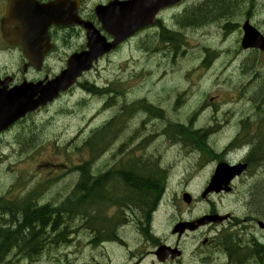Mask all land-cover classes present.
<instances>
[{
	"label": "rangeland",
	"instance_id": "obj_1",
	"mask_svg": "<svg viewBox=\"0 0 264 264\" xmlns=\"http://www.w3.org/2000/svg\"><path fill=\"white\" fill-rule=\"evenodd\" d=\"M107 1L87 0L84 13L91 15V9L96 3H107ZM201 1L181 3L176 8L166 9L160 15L165 25L182 30L185 34L188 42L186 52L178 57L174 56L170 52L172 50L170 45L163 46L159 42L160 27L147 29L126 41L121 49L103 59L81 80V83L86 80L107 87L113 100H109L108 95L104 98L97 94L86 95L79 85L56 103L48 106L46 110L33 118L23 120L0 137V197L5 196L9 200L18 202L32 197L36 204L45 203L55 208L67 198L74 197L76 186L81 182V174L76 166L84 161L88 160L87 169L98 177L106 170L124 166L123 159H127L130 163L134 157L143 159L155 157L162 166L170 164L172 166L169 169L168 187L154 215V233L162 238L170 237L175 220L181 217L193 219L211 210H218L221 213L232 212L237 217L238 224L234 228H242L241 221L247 216V212L254 215V209L251 213L249 211L251 205L248 206L251 180L249 179L247 186L242 182L237 183L236 192L231 195L213 193L208 198H203L201 193L213 175L216 163L212 160L217 154L211 152L205 155L184 144H174L164 134V129L170 125L175 127L176 123H181L180 121L191 120L198 127L203 124L219 127L223 124L222 121H228L225 119L226 113L232 114L231 112L236 111L237 115H241L242 109H245L244 100L242 99L241 103L232 102L230 96L233 91H227L224 84L231 83L236 85V88L237 85L242 87L247 79L252 83L247 92L249 99L252 98L254 103L250 104L260 106V110L264 112L262 82L264 55L253 51L238 55L241 36L239 28L232 26L228 30L224 29L227 21L240 23L248 9L254 5L253 20L255 25L264 31V0H225L226 5L231 3L232 8L235 9L232 16L219 13L201 23L197 21L189 23L182 19L186 13L201 4ZM216 17L217 19H214ZM184 24L187 27L179 28ZM84 42V35L80 32L73 33L70 42H63L59 38L61 57L51 68L55 70L62 63L64 65L66 52L82 46ZM207 48L210 51L217 50L216 55L211 56V52H206ZM240 54L243 56L242 59ZM207 57L210 59L209 68L202 66ZM252 62V69L245 71L243 67H249ZM234 68L236 70H233ZM254 92L258 97H255ZM238 97L240 96L236 94L235 100H238ZM140 99H145L146 101H143L146 105L164 109V112L150 117L146 110L138 107L130 118L123 121V130L118 131L116 137L114 135L109 139L110 145L103 152L104 154L92 161L90 150L86 146L87 139L111 118H116V114L123 113L124 105H133ZM107 103L110 104L105 106ZM257 115L260 114L256 113L255 117ZM155 117L159 118L155 119ZM118 120H114L111 125L118 127ZM258 120L257 117L255 122L250 121L253 130L257 129ZM225 129L212 133L207 142L209 143L211 139L224 147L236 136L242 137L239 132L247 131L233 122ZM209 145L213 148L210 143ZM123 148L127 150L123 152L124 154L121 153ZM243 155L244 152L239 151L231 154L237 159ZM259 166L252 170L250 177L258 173L257 178L262 180L264 160ZM196 173L199 177L193 178ZM255 188L251 200L256 201L260 206L264 205V186ZM186 191L194 198L190 204L183 200ZM14 194L17 196L14 197ZM104 211L108 219H116V221L127 219V223L123 222L126 225L116 232L115 237L122 238L128 246H119L118 240L100 247L88 245V241L92 240L94 235L86 229H81L82 220L77 219L75 221L77 227L72 223L75 233L69 235L72 241L62 243L58 249L54 247L45 251L42 249L32 258L14 255L13 257L10 254L2 264H124L127 260L128 248L141 242V240L137 241L139 236L135 221L138 211L133 208L118 217L114 214L113 207ZM2 215L0 212V216ZM67 221L71 222L70 219ZM221 228V226L206 227L202 233L212 237ZM251 230L257 231L253 235L264 243V231L257 227H251ZM244 232L248 234L249 230ZM192 237L193 234H190L182 244L186 248L195 250V245H190ZM190 254L183 259L182 264H200L198 258H207L206 264L228 262L226 254L214 245L200 249L199 254L193 252ZM141 264H152L151 258L144 259ZM252 264L258 263L253 261Z\"/></svg>",
	"mask_w": 264,
	"mask_h": 264
},
{
	"label": "flooded vegetation",
	"instance_id": "obj_2",
	"mask_svg": "<svg viewBox=\"0 0 264 264\" xmlns=\"http://www.w3.org/2000/svg\"><path fill=\"white\" fill-rule=\"evenodd\" d=\"M26 0H21V2H25ZM34 2L40 3V4H48L51 3L55 0H33ZM72 3H76L80 0H68ZM81 2V1H80ZM14 5H15V0H0V91L1 92H9L12 91L16 86L23 82H30V83H37L40 81H46L49 78L54 77V70L51 68V63L50 61L53 56L55 55L56 52V42H55V34L57 30L59 29V26H55L54 24L50 26L49 28V45H50V51L47 53L45 60L43 64H40V67L36 66L30 58H28L24 54V48L21 43H18L15 45V43L12 40L6 39L3 31V25L4 23L7 22L8 27L10 30L15 29V14H14ZM193 16H188L184 20H187L189 23L192 21L189 19H192ZM198 23H201L199 21ZM189 26V25H188ZM180 27H187V25H181ZM77 26H66L65 28H62L64 32L69 33V32H75L77 29ZM239 53V51H237ZM36 53V51H35ZM36 54H34L32 57H35ZM16 57L17 61H16ZM50 61V62H49ZM244 65V64H243ZM252 64L243 69L245 71H248L249 69H252ZM17 68V72H16ZM51 68V69H48ZM264 83V81H262ZM264 87V86H263ZM264 89V88H263ZM262 89V91H263ZM255 97H258L257 93L254 92ZM134 105V104H133ZM133 105H130L128 108H123V111H128L131 110ZM134 107H140L144 108L146 107L145 104L142 105H134ZM259 118L258 122L261 121L264 124V118L261 115H257ZM257 117L255 116H249L245 118H241L238 120V124L244 127L245 123H248L250 121H256ZM181 123H176L175 127H173V131L177 133L178 135L181 136H186L188 140L193 141L194 145L200 146V145H205L211 150L214 148L210 147L209 143L207 142V139L211 137V134L213 133V130L210 128H204V127H198L194 123V121H180ZM229 124H227L225 127H219L220 129H224L228 127ZM252 127V126H251ZM262 127L261 125L258 126V128ZM253 128V127H252ZM252 134L257 135V133L252 132ZM154 135H152L153 137ZM237 137V136H236ZM235 137V138H236ZM230 146H234V142L230 143ZM237 149V145L233 147L231 150V153L235 152ZM127 152L125 148L121 150V153ZM222 154L221 151H218L217 155L213 157L215 161H220V160H227L231 165L237 164L240 162H246L250 168V165L253 166V168H258L260 167L259 165L263 162V155L262 152H259L257 149H254L251 153H247L246 155L242 156L241 158L237 159L236 157L230 156L229 152L225 153V157L223 158L220 156ZM167 168V166H165ZM164 166H157L153 163L151 157H146V158H132L129 165L127 167L121 166L120 168H111L109 170H106L102 175L100 176H106L109 179H111L109 182H107V189L106 191L112 196V198L115 200H120L123 201L126 196L127 192H131V188L134 185H128L131 184L132 178H135L138 181H141L142 183H146L147 186L149 187H156V188H161V191L159 193H156L154 197H152V206H150L148 209L145 211H138L135 217V221L137 223V233L139 238L138 240H141V243L136 244L134 248H128L127 250V260L126 264H141L142 261L147 259L148 257L151 258V263L152 264H182L183 259L187 258L190 256V254H187V248L182 244V242L185 240V238L189 234H193L192 239L198 238V234H200L201 230H196V231H186L183 235H177V234H172L170 238H162L160 240L157 239L159 237L156 233H152V227L154 223V215L158 210L159 204L161 203V198L163 192L166 190L165 187V178H166V171ZM248 168V170H249ZM247 171L243 172L240 176L237 178H234L232 180V190L234 186L236 185V181H239L238 179L240 178H245L247 175ZM91 173V172H90ZM258 173H254L250 180L251 183L250 185V191L248 195V206L251 205V210L249 208V211L254 209V215L252 213V216H249L248 220L250 224L253 222L258 221L256 217L262 216L264 213L260 212L258 207H256L255 203L253 202L252 195L255 193V187L257 186H264V178L262 180L257 178ZM92 175V174H91ZM98 176V177H100ZM118 176V177H117ZM92 177L96 178L94 175ZM130 178V179H127ZM137 182V181H136ZM140 184V183H138ZM154 188V189H156ZM135 189L132 190V193H134ZM258 193V192H257ZM256 196V195H255ZM254 203V204H253ZM253 204V205H252ZM23 210H29V208H23ZM137 211V210H136ZM134 213V210H132ZM260 212V213H258ZM248 213V212H247ZM68 215V217L66 216ZM25 214L20 213L17 214V217L14 216L12 218L10 228L9 230L12 231L17 226L21 223L20 219L25 218ZM57 216H61L64 219H58L56 222L51 220L48 224V229L55 230V236L60 239V240H67V242L72 241L70 239L69 235H74L75 233V228L72 227V221L75 219H78L79 217L76 216L75 214L72 213H63L58 212ZM123 216V214L121 215ZM72 217V218H71ZM70 219L71 222H68L67 220ZM233 220V218H232ZM85 221V219H84ZM232 222V221H228ZM86 227L85 229L91 232L94 235V239H101L104 237L103 229L100 228H95L91 227L89 224V221H86ZM42 225V224H41ZM89 225V226H87ZM123 226V222L119 223L114 229H111L112 235L111 237L116 236V232L119 231V229ZM36 228V227H35ZM38 228V227H37ZM36 228V229H37ZM58 230V231H57ZM78 229L76 228V231ZM47 230L44 232L46 233ZM107 232V231H106ZM257 231H254L256 233ZM253 233V234H254ZM40 234V233H39ZM43 234H41L42 236ZM64 235V238H63ZM39 236V235H38ZM38 236H36V239L33 241L27 239L25 241H21L18 239L17 244L12 245V249L14 251H23V250H34L38 251L39 249V244L37 245L40 240H38ZM253 239L259 243L264 245L263 242L259 241L258 238H256L254 235L252 236ZM202 237H199V240ZM212 239H207L206 237L203 238L202 245L207 246L208 244H211ZM121 239V243H122ZM204 242H206L204 244ZM60 243V242H59ZM153 243V244H152ZM161 244H166L168 246H171L172 248H179L180 249V256H177L175 258L172 257L174 252H170L169 257L164 261L161 262L157 256H156V250L157 247ZM128 246V244L123 243L121 246ZM263 250H264V246ZM199 247L195 250L194 253H197L199 250ZM228 250L231 253H234V249L232 245H228ZM42 251V248L39 249V252ZM17 257H22L20 253L15 254ZM227 255L229 253L227 252ZM226 255V256H227ZM228 257V256H227ZM260 259L264 258V253L259 256ZM207 258H198V262L201 264H206Z\"/></svg>",
	"mask_w": 264,
	"mask_h": 264
},
{
	"label": "trees",
	"instance_id": "obj_3",
	"mask_svg": "<svg viewBox=\"0 0 264 264\" xmlns=\"http://www.w3.org/2000/svg\"><path fill=\"white\" fill-rule=\"evenodd\" d=\"M225 2V0H208L186 13L182 19H185L188 16H193L192 19H190L191 21L205 22L212 16L215 17L219 13H227L232 16L235 9L232 8L231 3H227L226 5ZM246 62L249 63L250 61ZM114 135L116 137L118 133L112 125L96 130L93 135L90 136V139L86 141V146L90 150V154H100L104 151L109 145V139H112ZM184 137L186 138V141H189L186 136ZM174 138L177 137L174 136ZM199 147L203 149L206 148L205 145H200ZM87 164L88 162L83 163V166L80 168L81 183L77 186V191L75 190L76 193L74 191V197L67 198L63 207L54 208L51 205H45L44 207L35 208L36 206L31 205L29 206V210L14 211L16 217L18 212H21L26 216L25 218L20 219L21 223L12 231L0 228V264L4 263L10 254L12 255V245L17 244L18 239L25 242L27 239L33 241V239L35 240L36 236L39 235L38 240H40V242L37 243V245L39 244V249H41L42 246L46 247L50 243V238H52V242L55 240L60 241L57 237H49L46 236V233H44L46 230H49L48 224L51 220L57 221L60 219L59 216L55 215L56 212H62V215L63 213H72L78 217L79 214H81L85 217V221H89V224H92L90 225L91 227L103 229L104 226L101 220V215L106 214L104 211L105 209L107 210L112 205L118 204L123 208V210H125V208H135L137 211H145L152 206V197L161 191V188L149 187L146 183H142V180L138 181L135 178H132V183L128 184L134 185L131 188V192H127V196L123 201H114L112 196L106 191L107 182L111 179L106 176L96 178L92 177L90 170L86 168ZM134 189L135 191L132 193V190ZM255 197L258 196L256 195ZM254 203L256 207L263 212L264 205L260 206L256 201H254ZM26 205L27 204H25V206ZM7 212L8 210L4 211V213ZM119 223L120 220H113L111 229H114ZM35 227L38 228L36 229ZM102 231L103 233H106L107 230ZM49 232L54 233L55 230L51 229ZM41 234L43 235L41 236ZM110 235H112V233H110ZM218 244L229 253L230 264H252V260L264 261V258H259V256L264 253L262 247L264 245L259 244L256 241L250 242L244 246L241 243V240L237 239L236 234L223 233L218 239ZM229 244L233 246L234 253L229 252ZM39 249L37 252L34 250L29 251V256L32 257L34 253H36L34 255H38Z\"/></svg>",
	"mask_w": 264,
	"mask_h": 264
},
{
	"label": "water",
	"instance_id": "obj_4",
	"mask_svg": "<svg viewBox=\"0 0 264 264\" xmlns=\"http://www.w3.org/2000/svg\"><path fill=\"white\" fill-rule=\"evenodd\" d=\"M177 1L179 0H155L154 2H152L154 8H145L142 6V0H130L128 2L120 3V5H109L104 10H101L100 14L103 21L107 24L109 21L110 27L107 28L112 33H114L115 36H117V41H115L113 44H108L106 42L104 43L103 41L97 39L95 35L91 34L89 41L90 49L86 52L71 57V59L69 60V68L64 71L63 74H61L59 77H57L53 82H51L50 86L43 92V103H47L48 101L53 100V98L58 95L60 90H66L69 86H71L76 77L80 75L83 70L91 68L93 60H96L100 55L109 51L111 48L117 45L118 42H120L123 38L134 32L139 27L151 23L153 20L150 19H153V15H155V13L162 6L172 4ZM103 15L105 17H103ZM121 25H124V27H126V31L123 33L118 32ZM116 27L118 28V31ZM249 40L252 45H258L264 49V38L262 37V35L250 26H247L246 36L244 39L245 46H248L247 43ZM22 101V98L15 99V105L11 106L12 112L9 116L8 114L5 115L6 108L5 110L3 108H0V120L4 117H10V121L8 123L10 124L21 115H23L24 110H22L20 106L22 105ZM2 126H7V123L3 124ZM232 169L233 168H228L226 164H220L213 177L212 182L206 189L204 195L213 190L220 191L222 188L221 183L223 182L221 180L224 174L223 171L231 172ZM185 198L188 202H190V197L188 195H185ZM227 218V215H207L198 220V225L208 224L210 222H221ZM187 226H189V224H181L177 226L176 230L180 229V232H182ZM159 254L161 255V253ZM166 256L167 255L162 254V260H164Z\"/></svg>",
	"mask_w": 264,
	"mask_h": 264
},
{
	"label": "bare ground",
	"instance_id": "obj_5",
	"mask_svg": "<svg viewBox=\"0 0 264 264\" xmlns=\"http://www.w3.org/2000/svg\"><path fill=\"white\" fill-rule=\"evenodd\" d=\"M236 55H237V53H236ZM238 55H239V53H238ZM236 57V56H235ZM238 57V56H237ZM237 59V58H236ZM79 172H80V174H81V171L79 170ZM81 183V182H80ZM78 186V185H77ZM77 186H76V188H77ZM31 205H34V206H36L35 208H40V207H44L46 204L45 203H42V204H36V202H35V200H31L30 202H29V204H27L25 207H22V208H20V209H17L16 207H11V208H3V207H0V212L3 214L2 216H0V228H4V229H7V230H9V228L11 227L10 226V224H11V221H12V218L15 216V213H14V211H21V210H23V208H29L30 209V207L29 206H31ZM8 210V212L7 213H4V211H7ZM21 212H18V214H20ZM258 213H260V212H258ZM86 222V221H85ZM120 223H121V220H120ZM118 225V224H117ZM86 226V225H85ZM7 227H9V228H7ZM29 251H31V250H23V251H20V252H18V251H14L13 250V252H12V256L14 255V256H16L15 254L16 253H20L21 255H22V258H26V257H29V258H32L33 256H35L34 254H36V253H34L33 254V256L32 257H30L29 256V254H28V252ZM13 256V257H14Z\"/></svg>",
	"mask_w": 264,
	"mask_h": 264
}]
</instances>
